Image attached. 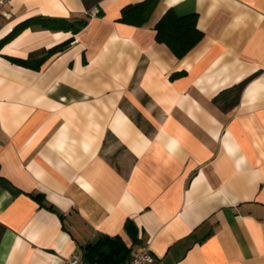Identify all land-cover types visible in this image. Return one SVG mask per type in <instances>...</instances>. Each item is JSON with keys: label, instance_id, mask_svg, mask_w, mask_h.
Returning <instances> with one entry per match:
<instances>
[{"label": "crops", "instance_id": "crops-1", "mask_svg": "<svg viewBox=\"0 0 264 264\" xmlns=\"http://www.w3.org/2000/svg\"><path fill=\"white\" fill-rule=\"evenodd\" d=\"M144 1L5 6L0 264H65L101 237L153 264H264V0H156L143 27L120 22ZM170 9L203 34L181 60L155 41Z\"/></svg>", "mask_w": 264, "mask_h": 264}, {"label": "trees", "instance_id": "trees-1", "mask_svg": "<svg viewBox=\"0 0 264 264\" xmlns=\"http://www.w3.org/2000/svg\"><path fill=\"white\" fill-rule=\"evenodd\" d=\"M156 3V0H146L123 8L120 22L136 28L143 27ZM197 21L198 16L195 13L178 16L173 10H168L154 27L156 43L166 46L177 60L183 59L203 39V34L197 29ZM30 24H38L50 30L68 31L75 35L85 26L86 20L69 22L67 20L36 18L30 21ZM71 43L72 40L53 48L48 57L56 52L64 51ZM44 61L43 58L35 61H16L15 63L37 70ZM31 197L37 201L41 199L40 194L31 195ZM125 231L133 246L139 244L137 229L131 221L126 223ZM131 251L132 247H128L119 237H101L95 243L88 244L83 248L82 258L90 264H128L131 260Z\"/></svg>", "mask_w": 264, "mask_h": 264}, {"label": "built area", "instance_id": "built-area-1", "mask_svg": "<svg viewBox=\"0 0 264 264\" xmlns=\"http://www.w3.org/2000/svg\"><path fill=\"white\" fill-rule=\"evenodd\" d=\"M10 0H0V19L5 18L6 14L4 12L5 6L9 3ZM154 259L150 255L149 248L147 246L142 247L131 257V260L128 264H153ZM65 264H90L83 260V258L74 255L71 256Z\"/></svg>", "mask_w": 264, "mask_h": 264}]
</instances>
